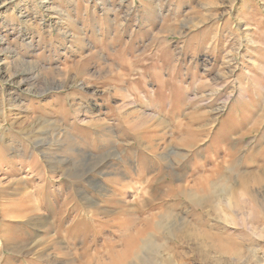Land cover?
<instances>
[{
  "label": "rangeland",
  "instance_id": "1",
  "mask_svg": "<svg viewBox=\"0 0 264 264\" xmlns=\"http://www.w3.org/2000/svg\"><path fill=\"white\" fill-rule=\"evenodd\" d=\"M124 262L264 264V0H0V264Z\"/></svg>",
  "mask_w": 264,
  "mask_h": 264
},
{
  "label": "bare ground",
  "instance_id": "2",
  "mask_svg": "<svg viewBox=\"0 0 264 264\" xmlns=\"http://www.w3.org/2000/svg\"><path fill=\"white\" fill-rule=\"evenodd\" d=\"M131 242V241H130ZM129 242V243H130ZM131 245V244H130ZM131 247V246H130ZM129 248H127V250H128ZM130 250H131V248H130ZM134 250V249H133ZM119 251H121V250H119ZM125 251L126 250H124V251H121V252H116V255H114V256H117V259L116 260H119L120 262H122L123 260H124V258H123V256L125 255ZM132 251V250H131ZM133 256V255H132ZM129 257V256H128ZM137 257V256H136ZM126 259H127V257H126ZM126 259H125V262H126ZM123 263V264H126V263ZM131 262V261H130Z\"/></svg>",
  "mask_w": 264,
  "mask_h": 264
}]
</instances>
